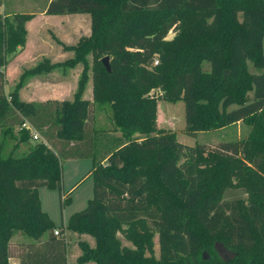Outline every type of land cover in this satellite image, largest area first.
<instances>
[{
	"label": "trees",
	"instance_id": "obj_1",
	"mask_svg": "<svg viewBox=\"0 0 264 264\" xmlns=\"http://www.w3.org/2000/svg\"><path fill=\"white\" fill-rule=\"evenodd\" d=\"M45 11L89 12L92 32L64 44L72 57H44L6 92L5 67L25 45L33 13L0 14V129L13 140L0 152V264L13 256L19 264H71L39 187L61 191L62 160L85 157L94 160V194L65 227L95 245L78 241L77 264H264V0H49ZM80 62L73 99L20 98L29 76ZM90 76L92 100L83 96ZM158 98L184 101L190 136L239 120L250 130L209 148L185 145L157 126ZM106 109L108 128L96 119ZM33 127L42 136L35 142ZM231 188L245 196L226 198ZM17 234L32 241L22 238L13 254ZM218 241L235 256L221 257Z\"/></svg>",
	"mask_w": 264,
	"mask_h": 264
},
{
	"label": "rangeland",
	"instance_id": "obj_2",
	"mask_svg": "<svg viewBox=\"0 0 264 264\" xmlns=\"http://www.w3.org/2000/svg\"><path fill=\"white\" fill-rule=\"evenodd\" d=\"M9 2V5H7V9L5 10L6 13L9 14L11 12L10 5H17L21 10L26 11H40L41 9H44V7L47 5L48 0H4V2ZM63 23L60 18L53 17L52 15H40L36 18L34 21V26L36 29H39L41 31H44L46 27H62ZM64 25H69L67 21L64 23ZM71 26V25H70ZM175 33L174 29H169L167 32L166 38H171ZM45 44V43H44ZM44 48H47L46 44L44 45ZM89 61L92 62V55H89ZM81 65L79 66L80 71H82L84 64L80 62ZM247 66L249 71H256V67L252 64L250 60L247 61ZM17 67H19V63H13L9 67V81H7V67H5V91L8 92L11 87L13 86L12 80L14 79L16 73H17ZM203 68L208 69L210 68L209 62L204 61L203 62ZM227 72V71H226ZM20 76H17L14 80L17 82ZM91 79V76L89 80ZM88 84V83H87ZM87 88V86H86ZM86 90V89H85ZM152 92L159 93L157 89L151 90ZM235 106L234 104L230 105V107ZM158 112L161 114V120H158L156 117L157 126L165 129H172L176 132V138L178 141L185 145H194L195 143H200L204 147H211L218 144L221 140H227V139H237L244 135H247V133L250 130V125L247 124L243 120H239L234 124L227 125L225 127H221L218 129H211V130H204V131H198L196 133V136H190L185 132V111H184V101L182 99H179L175 102L167 101L161 98L157 99V114ZM98 119H99V125L105 126L106 128L111 127L110 123V109L106 110H98L97 111ZM19 125H16L15 132L18 131ZM40 138H34L32 137L31 141L35 142L39 140ZM13 148V140L11 137H4L3 132L0 129V152L3 154L9 153ZM17 154H19L18 151H16ZM91 160L90 157H85L83 159H80L81 163L89 162ZM63 166L64 171L66 174V179L64 180V184L66 185L67 190L71 185L81 176L83 175V171H85L86 167L85 165H81L79 169H76L75 167H72V164L76 161H70L69 159H63ZM94 194V179L92 176L88 177L86 181L73 193L71 196H73L74 200L71 203H67L63 206V213L61 209V193L60 189L58 187L56 188H49L47 186L39 187V195L40 199L42 201L44 209L49 213L51 218L54 220V222L57 224L59 228H62L61 221H62V214L65 217H69L70 214L76 210H80L84 208L87 205V202L89 198H91ZM237 196H245V192L242 189L239 188H231L227 189L225 192L226 198H233ZM47 234H45L46 236ZM120 238L124 244L131 245V243L126 240L121 234ZM24 239L25 241H32L31 238L24 236V235H15L13 237V240L11 242V251L18 252L19 244L21 239ZM154 241V254L156 256L159 255V242H158V235L157 233L153 236ZM75 241H69L68 247V256L70 257V260L73 261V263H76V249L77 246L75 245ZM207 254L209 253L204 250ZM14 258H11V261H13ZM19 264V261H17Z\"/></svg>",
	"mask_w": 264,
	"mask_h": 264
},
{
	"label": "crops",
	"instance_id": "obj_3",
	"mask_svg": "<svg viewBox=\"0 0 264 264\" xmlns=\"http://www.w3.org/2000/svg\"><path fill=\"white\" fill-rule=\"evenodd\" d=\"M49 1V0H48ZM7 5L9 2H4V8L7 9ZM47 6V5H46ZM44 9L40 11H26L18 9L19 7L15 4L10 5L11 12L16 11H24L33 13V17L28 19L26 22L27 27V40L25 45H23L17 54L9 61L7 64V81L9 79V67L13 63H19V67H17V73L14 79L17 76H20L22 72L37 64L44 57H48L52 62L64 61L65 59L72 57L74 55V50L66 49L64 44L73 45L76 44L82 36H88L92 32V16L89 12H72V13H47ZM40 15H52L53 17L60 18L63 25L62 27H46L44 31L36 29L34 26V21ZM67 21L69 25H64ZM71 25V26H70ZM56 38H58L61 42H59ZM46 44L47 48H44ZM81 63H77L74 67L68 68L65 71L61 67H56L53 70L47 73L35 74L29 76L25 83L19 89L20 98L23 100H47V99H73L75 91L77 89L78 80L80 76L79 66ZM11 82L14 85L15 80ZM10 91V90H9ZM8 91V92H9ZM85 98L93 99V81L92 78L88 81L87 88L83 95ZM97 122L99 124V119L97 115ZM111 131V130H110ZM32 132H37L39 134L38 138H42L41 134L37 129L33 127ZM112 132V131H111ZM116 135L119 134V131H113ZM139 135V134H137ZM34 137V136H33ZM83 158H69L70 161H76L72 164V167L79 169L81 165H85L86 169L83 171V175H81L67 190L66 185L64 184V180L66 179V174L63 166V180H62V188H61V197L62 194L69 195L71 203L74 198L71 196L73 191L78 189L88 177L92 176L91 169L94 164V160L91 158L89 162L81 163L77 162ZM105 162V161H104ZM42 187V186H41ZM62 199V198H61ZM61 203V202H60ZM42 204V201H41ZM43 207V204H42ZM44 209V207H43ZM62 213H63V208ZM45 210V209H44ZM71 215V214H70ZM69 217H65L62 214L61 224L64 227L59 228L56 224V228L60 230L57 236H64L67 241V246H69V241H75V245L77 246L75 258L81 253V248L78 244V241L81 239L87 240L91 245H95V238L88 233H79L73 230H70L65 227ZM55 231V230H54ZM67 257L68 262L71 264L73 261L70 260L68 256V247H67ZM14 260L12 262L17 263L19 258L17 256H13ZM18 264V263H17ZM82 264H95L93 261H88Z\"/></svg>",
	"mask_w": 264,
	"mask_h": 264
},
{
	"label": "water",
	"instance_id": "obj_4",
	"mask_svg": "<svg viewBox=\"0 0 264 264\" xmlns=\"http://www.w3.org/2000/svg\"><path fill=\"white\" fill-rule=\"evenodd\" d=\"M103 62L106 65V67L110 70L111 69V65H110V60H109V56L105 55L103 57ZM226 73V71H225ZM216 250L219 252V254L221 255V257L225 258V259H231L232 257L235 256L236 252L232 251L230 249H228L222 242L218 241L216 242ZM203 256L207 257V254L205 251H203Z\"/></svg>",
	"mask_w": 264,
	"mask_h": 264
},
{
	"label": "built area",
	"instance_id": "obj_5",
	"mask_svg": "<svg viewBox=\"0 0 264 264\" xmlns=\"http://www.w3.org/2000/svg\"><path fill=\"white\" fill-rule=\"evenodd\" d=\"M0 14H2L3 16L6 15L5 8H4V0H2V3L0 4ZM153 63H157V58L154 59ZM23 125L24 126H31V124L28 121H26ZM32 134H33L34 138H38L39 137V134L37 132H32ZM65 196H66L65 194H62V199H64ZM54 232H55V234H59L60 230L55 229ZM12 264H17V263L12 262Z\"/></svg>",
	"mask_w": 264,
	"mask_h": 264
}]
</instances>
